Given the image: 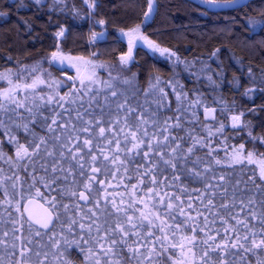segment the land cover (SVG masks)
<instances>
[{"label":"snow or ice","instance_id":"6c2138e0","mask_svg":"<svg viewBox=\"0 0 264 264\" xmlns=\"http://www.w3.org/2000/svg\"><path fill=\"white\" fill-rule=\"evenodd\" d=\"M84 3L91 11L98 7L97 0ZM199 3L210 8L247 7L244 0ZM34 4L43 7V0H34ZM60 4L67 6L66 0H54L52 7ZM20 7H24L23 0L17 5ZM157 7L156 0H147V10L139 23L119 30V38L127 40L119 67L130 71L139 50H145L146 55L159 54L173 68L167 81L155 76L141 88L136 73L113 76L111 71L109 78L102 80L95 68L112 65L65 56L59 50L51 54L48 63L55 66L58 62L61 68L57 70L63 71L67 62L77 71L76 77H67L73 81V88L63 95V81L52 78L51 72L39 66L19 73L11 68L0 72V80L8 85L0 88V160L7 157L5 162L11 171L6 175L0 168V191L4 194L0 208L12 225L0 235V246L9 264H47L50 254L62 264H74L73 250L83 255L82 264H168L162 259L163 253L168 254L171 264H185L186 246H190L187 251L193 256L191 264L197 258L200 264H249V254L257 257V264H264L259 258L264 250V159L257 177L255 170L252 175H244L246 166L256 157L244 143L231 149L226 146L225 158H219L212 139L224 132L225 124L221 122L214 133V124L200 121V108L204 109L205 121L215 120L216 109L205 104L201 94L189 99V93L176 79V68L183 65V70L197 81L206 76L216 88L220 85L213 79L207 61H200L197 69L196 58L182 59L177 51L162 47L151 37L147 28L154 22ZM4 15L8 13L0 11V16ZM259 15V19L248 17L245 27L247 38L261 36L257 46L264 47V11ZM98 23L103 27L106 22L101 19ZM56 35L63 37L65 30L61 28ZM106 38L105 31H93L90 43ZM220 52L219 48L214 50L209 60L219 61ZM81 66H90L92 71L83 74ZM223 71L220 62L215 75L223 76ZM37 72L40 74L35 75ZM247 72L252 86L245 87L242 95L251 98L256 92L264 94V70L259 82L252 67ZM76 80L79 87L75 86ZM229 83L239 85L240 81L234 76ZM45 87L50 91L45 92ZM171 96H175V109ZM228 110L233 112V129H247L253 144L264 145V132L255 131L264 124L244 120L245 113H235L234 106ZM259 111L264 112V105ZM201 123L208 130L207 136L195 131V125ZM5 138L15 148V157L4 152ZM133 164L139 185L147 186L151 177V186L145 196L129 197L124 207V197L119 203L114 197L110 199L105 186L112 182L108 176L115 180L121 169L129 175ZM21 169L26 176L20 174ZM101 175L105 179H100ZM184 180L199 182L203 188L192 189L196 194L193 197ZM139 185L132 186L134 194L143 191ZM177 185L181 193L169 191ZM101 192L105 194L101 196ZM137 202L144 203L149 212L141 211L139 217L130 215L129 209L138 210L134 208ZM13 211L18 216H13ZM177 233L182 235L179 244L174 239ZM200 245L202 255L198 254ZM177 248L183 259L174 257ZM125 249L127 256L123 254ZM154 256L161 259L154 261ZM4 260L0 256V264Z\"/></svg>","mask_w":264,"mask_h":264},{"label":"trees","instance_id":"16d2710c","mask_svg":"<svg viewBox=\"0 0 264 264\" xmlns=\"http://www.w3.org/2000/svg\"><path fill=\"white\" fill-rule=\"evenodd\" d=\"M20 3L21 0H0V11L8 13V15L0 16V71L9 68L17 71L30 70L39 66L51 72L52 78L61 80V71L48 63L49 56L59 50L72 56L93 57L107 65H112L113 67L107 68L108 73H99L98 78L102 80L109 78L110 71L113 76L117 74L130 76L131 73H136L138 85L144 88L147 87L150 78L155 76H160L164 81L172 77L171 63L157 55H146L145 50H139L136 53L135 63L129 66L130 71L128 69L121 70L119 67V56L127 51V45L116 35V30L127 29L139 23L143 12L147 10V0H97L98 7L94 11L89 9L84 0H66V7L64 4H60L55 8L52 7L54 0H43V7L35 5L34 0H23L24 7L17 8ZM156 3L158 7L154 13V22L151 23V27L147 28V32L162 47L177 51L182 59L187 58L192 61L196 58L197 69L200 67V61H207L213 69V79L220 85L216 88L207 80L206 76L197 81L195 77L183 70V65L176 68L178 73L176 79L189 93V99H195L196 94H201L204 103L216 109L215 120L209 118L205 121L204 109L200 108L198 110L200 121L210 125L214 124L215 127L212 128L214 133L221 122L225 124L224 132L216 133L212 139L219 158H225L226 146L231 149L233 146L244 143L247 150L254 151L256 157L264 159V145L258 142L253 144L247 135V129H233L231 126L233 112L228 110L234 106L235 113L238 114L241 111L245 113L244 120H250L254 125L264 124V112L259 111L260 106L264 105V94L256 92L251 98L242 95L245 87L252 86L248 80V67L253 68L257 82L260 80L261 70H264V47L257 46L262 37L255 35L252 40H249L247 38L249 33L245 27L248 17L260 18L259 14L264 11V0H250L246 3L247 7L217 13L208 12L205 5L200 4L199 0H156ZM90 12L91 14H89ZM205 12L207 15L203 14ZM101 19L106 22L103 27L98 23ZM61 28L65 30V35L57 37L56 33ZM91 30L105 31L106 40L90 44ZM217 48L221 49L218 54L219 61L209 60L210 54ZM93 53H97V55L93 56ZM220 62L223 64V76H216L215 71ZM234 76L239 79V85L229 83ZM69 90H71L69 85L63 82L60 94L63 95ZM44 91L50 90L45 87ZM168 91L171 92L170 89ZM171 100L172 108L175 109V96H171ZM214 101L221 102L214 103ZM251 108H256L257 111L249 112L248 110ZM165 114L171 115V113ZM195 131L203 136L208 135V130L202 126V123L195 125ZM255 131L258 134L264 132V127H256ZM20 135L23 137V133ZM2 147L7 155L15 157V148L7 143L6 138ZM203 151H207V149ZM6 158L0 160V168L4 169V174L11 175L10 166L5 162ZM109 167L111 168V165ZM135 168V164L130 166L129 175H125L124 170L121 169L120 175L115 180L108 176V180L112 182L105 186L110 199L114 197L119 203L121 196L124 197V207H127L129 197L145 196L147 187L151 186V177H149L147 186L139 185L140 178L136 175ZM225 170L232 171V169ZM253 170L256 171L258 177L259 168L255 162L246 166L244 175H252ZM219 172L220 169L217 170V174ZM20 174L27 175L23 169L20 170ZM240 174L239 168H237L236 175ZM160 178L163 179V176ZM100 179H105V176L101 175ZM183 183L187 185L188 191L192 193L193 197L196 194L192 192V189L203 188L199 182L184 180ZM133 185H139L143 191L134 194ZM96 187L99 188L100 185H96ZM169 191L179 194L181 188L177 185ZM100 194L102 195V192ZM3 198L4 194L0 191V199ZM185 200H187L186 194ZM134 208L138 210L133 212V209H129V214H134L137 217L140 216L141 211L148 213L150 210L145 208L142 202H137ZM0 212H3V208H0ZM13 216H18V214L13 211ZM7 219V213L3 212V215H0V235L12 227ZM157 223L159 224V221ZM77 231H79L78 228ZM157 234L159 235V233ZM189 235H191L190 231ZM174 239L178 244L183 242L180 233H177ZM44 240L47 241V237ZM187 247L190 246L185 248L187 257L185 264H191L193 256L191 252L187 251ZM202 249L203 246L200 245L199 255H202ZM8 250L11 251V249ZM49 251L52 250L49 249ZM169 251L173 250L169 249ZM123 254L128 255L126 249ZM0 256L5 257L4 264H9L3 246H0ZM174 257L183 259L180 257L179 248L174 250ZM259 258L264 260V250L260 251ZM72 259L74 264H82L84 257L73 250ZM159 259L161 257H153L154 261ZM162 259L171 264L167 253H163ZM248 259L249 264H257V257L249 254ZM33 260H35L34 256ZM47 264H62V262L57 260V256L50 254ZM195 264H200L198 258L195 260Z\"/></svg>","mask_w":264,"mask_h":264},{"label":"rangeland","instance_id":"374dc122","mask_svg":"<svg viewBox=\"0 0 264 264\" xmlns=\"http://www.w3.org/2000/svg\"><path fill=\"white\" fill-rule=\"evenodd\" d=\"M116 35L119 37V30H116ZM120 39V38H119ZM123 42H125V44L127 45V40L126 39H121ZM56 52V51H55ZM63 55H65V56H71V57H81V56H72V55H70V54H68V53H65V52H63V51H60ZM158 57H160L159 56V54H156ZM50 57L51 56H49V60H50ZM85 59H91V60H94L95 61V63L97 64V65H99V64H105V63H103V62H101V61H99V60H97V59H95V58H93V57H84ZM161 58H163V57H161ZM56 66H58L59 68H61V65L57 62L56 63ZM63 72L61 71V75L63 74V73H65V74H68L69 76H72V77H76V75H77V71H76V69L75 68H71V67H68V65H67V62L65 63V65L63 66ZM6 70V69H5ZM5 70H2V71H0V72H4ZM13 70V69H12ZM80 71H81V73H83V74H88L89 72H91L92 71V69H91V67L90 66H81V68H80ZM13 72L14 73H19L20 71H17V70H13ZM95 72H96V76L98 77V75H99V73L100 72H106V73H108V71H107V67H97V68H95ZM39 73L37 72V73H35V75H38ZM25 75H27V73H25ZM60 78H61V80L60 81H63L64 83H67L68 85H69V87H70V89H72L73 88V82L72 83H69V82H67V81H65L61 76H60ZM14 79H15V77H14ZM28 79H29V81L31 80V76H28ZM58 80V79H57ZM8 85H7V83H6V81H3V80H0V88H6ZM75 86L76 87H79L80 85H79V80H76V82H75ZM262 162V159L261 158H259V157H255V164H257L258 165V168H259V165H260V163ZM105 193L104 192H102V195L101 196H103Z\"/></svg>","mask_w":264,"mask_h":264},{"label":"water","instance_id":"95a60500","mask_svg":"<svg viewBox=\"0 0 264 264\" xmlns=\"http://www.w3.org/2000/svg\"><path fill=\"white\" fill-rule=\"evenodd\" d=\"M248 1H250V0H244V3H247ZM205 7H206V9H207V11L208 12H211V13H217V12H223V11H228V10H233V9H237V8H210L209 6H207V5H205ZM240 8V7H239ZM51 58V57H50ZM54 68H56V69H59V67L58 66H53ZM69 75L68 74H65V73H63L62 75H61V77L65 80V81H67V82H69V83H72L73 81L72 80H69V79H67V77H68Z\"/></svg>","mask_w":264,"mask_h":264},{"label":"built area","instance_id":"2783aa9c","mask_svg":"<svg viewBox=\"0 0 264 264\" xmlns=\"http://www.w3.org/2000/svg\"><path fill=\"white\" fill-rule=\"evenodd\" d=\"M93 32V30H91V32H90V36H91V33ZM90 36H89V43H90ZM100 42V41H99ZM98 43V42H97ZM90 44H92V43H90Z\"/></svg>","mask_w":264,"mask_h":264},{"label":"flooded vegetation","instance_id":"af4514ba","mask_svg":"<svg viewBox=\"0 0 264 264\" xmlns=\"http://www.w3.org/2000/svg\"><path fill=\"white\" fill-rule=\"evenodd\" d=\"M64 70V69H63ZM63 72V71H62Z\"/></svg>","mask_w":264,"mask_h":264}]
</instances>
